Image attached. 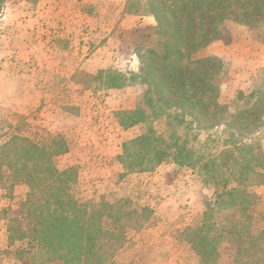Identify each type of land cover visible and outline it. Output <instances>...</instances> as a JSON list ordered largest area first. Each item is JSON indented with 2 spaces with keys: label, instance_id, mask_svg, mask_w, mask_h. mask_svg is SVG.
Returning a JSON list of instances; mask_svg holds the SVG:
<instances>
[{
  "label": "trees",
  "instance_id": "trees-1",
  "mask_svg": "<svg viewBox=\"0 0 264 264\" xmlns=\"http://www.w3.org/2000/svg\"><path fill=\"white\" fill-rule=\"evenodd\" d=\"M122 10L151 15L155 25L133 31L137 73L90 77L104 89L144 87L133 109L116 114L124 129L144 126L122 145L120 177L165 163L197 173L212 189L200 224L189 234L200 264L214 261L225 233L240 237L235 264H264V242L250 235L247 214V189L264 184V152L254 140L264 129V83L221 104L222 63L197 56L219 38L226 20L264 34V0H126ZM161 117L169 121L158 132L153 123ZM216 134L226 136L220 144ZM67 151L62 138L50 135H13L0 144V199L16 200L0 209V260L4 253L17 264H112L127 232L151 219L150 208H134L128 198L89 212L72 192L77 167H56L55 158ZM19 185L27 192L16 198Z\"/></svg>",
  "mask_w": 264,
  "mask_h": 264
},
{
  "label": "rangeland",
  "instance_id": "rangeland-1",
  "mask_svg": "<svg viewBox=\"0 0 264 264\" xmlns=\"http://www.w3.org/2000/svg\"><path fill=\"white\" fill-rule=\"evenodd\" d=\"M125 1L0 0V144L13 135L62 138L68 151L55 158L56 167H77L72 192L89 212L121 198L134 208L151 209L142 229L127 232L112 264H200L201 254L188 241L201 222L211 187L197 173L168 163L153 172L120 177L122 145L144 126L124 129L116 114L133 109L144 87L104 89L99 80L90 79L100 71L138 72L133 31L155 22L151 15L125 14ZM197 56L221 61V104L229 105L239 91L248 94L264 83L262 30L226 20L219 38ZM168 121L161 117L153 127L162 132ZM214 137L220 144L226 136ZM254 140L264 152V129ZM247 191L249 233L264 242V184ZM26 192L19 185L14 196ZM15 201L1 198L0 209L14 207ZM239 240L225 233L210 264H235ZM1 255L0 264H17Z\"/></svg>",
  "mask_w": 264,
  "mask_h": 264
},
{
  "label": "crops",
  "instance_id": "crops-1",
  "mask_svg": "<svg viewBox=\"0 0 264 264\" xmlns=\"http://www.w3.org/2000/svg\"><path fill=\"white\" fill-rule=\"evenodd\" d=\"M120 1H121V2H124L125 0H120ZM121 2H120V3H121ZM152 20H153V19H152ZM150 23L152 24L153 22H150Z\"/></svg>",
  "mask_w": 264,
  "mask_h": 264
}]
</instances>
